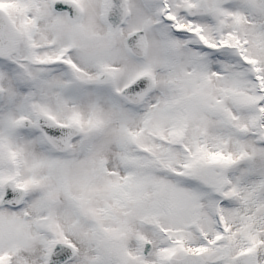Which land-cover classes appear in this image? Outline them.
Returning a JSON list of instances; mask_svg holds the SVG:
<instances>
[{"label":"snow or ice","instance_id":"obj_1","mask_svg":"<svg viewBox=\"0 0 264 264\" xmlns=\"http://www.w3.org/2000/svg\"><path fill=\"white\" fill-rule=\"evenodd\" d=\"M0 264H264V0H0Z\"/></svg>","mask_w":264,"mask_h":264}]
</instances>
